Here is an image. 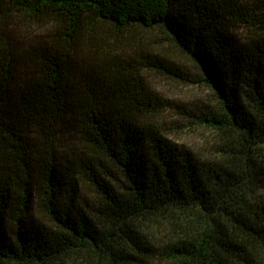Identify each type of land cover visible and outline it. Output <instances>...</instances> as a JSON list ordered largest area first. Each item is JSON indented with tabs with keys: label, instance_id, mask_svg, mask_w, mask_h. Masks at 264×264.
<instances>
[{
	"label": "trees",
	"instance_id": "obj_1",
	"mask_svg": "<svg viewBox=\"0 0 264 264\" xmlns=\"http://www.w3.org/2000/svg\"><path fill=\"white\" fill-rule=\"evenodd\" d=\"M152 75L210 90L209 157ZM0 264H264V0H0Z\"/></svg>",
	"mask_w": 264,
	"mask_h": 264
},
{
	"label": "rangeland",
	"instance_id": "obj_2",
	"mask_svg": "<svg viewBox=\"0 0 264 264\" xmlns=\"http://www.w3.org/2000/svg\"><path fill=\"white\" fill-rule=\"evenodd\" d=\"M242 37V32L236 33ZM182 61L192 72L194 66L187 59ZM153 90L163 98L158 113L152 122L160 134L168 141L190 149L199 158L209 157L214 148L215 134L212 130L196 125L194 111L199 112L204 105L213 104V95L202 85L182 83L167 77H149ZM88 194L89 190L85 189Z\"/></svg>",
	"mask_w": 264,
	"mask_h": 264
}]
</instances>
